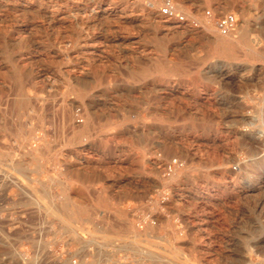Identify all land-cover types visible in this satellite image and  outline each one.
I'll return each mask as SVG.
<instances>
[{
	"label": "rangeland",
	"instance_id": "rangeland-1",
	"mask_svg": "<svg viewBox=\"0 0 264 264\" xmlns=\"http://www.w3.org/2000/svg\"><path fill=\"white\" fill-rule=\"evenodd\" d=\"M173 1L181 27L160 0H0V264L92 235L148 264H264V0Z\"/></svg>",
	"mask_w": 264,
	"mask_h": 264
},
{
	"label": "built area",
	"instance_id": "built-area-1",
	"mask_svg": "<svg viewBox=\"0 0 264 264\" xmlns=\"http://www.w3.org/2000/svg\"><path fill=\"white\" fill-rule=\"evenodd\" d=\"M157 1V0H153ZM159 14L166 20L178 24L187 23V19L177 10L173 0H160ZM210 15V13H208ZM238 20L233 14L222 16L218 21L221 35L227 36L236 31ZM81 249H74L68 255H74V264H148L146 251H136L129 243L115 241L107 243L102 239L89 236L79 237Z\"/></svg>",
	"mask_w": 264,
	"mask_h": 264
},
{
	"label": "bare ground",
	"instance_id": "bare-ground-1",
	"mask_svg": "<svg viewBox=\"0 0 264 264\" xmlns=\"http://www.w3.org/2000/svg\"><path fill=\"white\" fill-rule=\"evenodd\" d=\"M154 5V4H153ZM78 6V5H77ZM67 9V8H66ZM65 11H67V10H65ZM76 11V10H75ZM92 11V10H91ZM94 12V11H93ZM154 12V14L155 15H157V16H159V17H161L162 19H164L158 12H156V11H153ZM185 12H187V11H185ZM74 13V12H73ZM80 13V12H79ZM61 14V13H60ZM90 14V13H89ZM186 14V13H185ZM67 15V14H66ZM69 15V14H68ZM76 15V14H75ZM191 15V14H190ZM77 16H80V15H77ZM88 16V15H87ZM95 16V15H94ZM71 17V16H70ZM66 18H68L67 16H66ZM245 18V17H244ZM245 20H246V18H245ZM164 21L165 22H173V21H170V20H166V19H164ZM246 22V21H245ZM174 24H176L178 27H181V24H178V23H176V22H173ZM216 23V22H215ZM247 23H248V21H247ZM176 26V27H177ZM218 26V25H217ZM168 27V26H167ZM166 28V27H165ZM174 28V27H173ZM204 28H205V30L206 31H208V32H212V31H214V26L212 25V24H206L205 26H204ZM248 28V27H247ZM165 30V29H164ZM169 30V29H168ZM242 30V29H241ZM256 30H258V27H257V29ZM243 31H244V29H243ZM259 31V30H258ZM205 32V31H204ZM215 32H217V31H215ZM241 34V33H240ZM248 34V33H247ZM219 35V34H218ZM231 34L230 35H227V36H224V35H221V36H219V37H214L215 39H214V44H215V51H217V52H219V53H221L222 55H225V56H230V57H235L236 56V52L238 51H236V49H238V47H239V45H242V46H248L249 45V43H250V41H248V38H247V35H242V37H241V39H240V41H234V40H232L231 39ZM251 37V36H250ZM250 39V38H249ZM260 39V38H259ZM261 42V41H260ZM251 44V43H250ZM261 44V43H260ZM259 46V45H258ZM241 47V46H240ZM242 48V47H241ZM240 49V48H239ZM247 50V49H246ZM254 50V49H253ZM243 51V50H242ZM249 51V50H248ZM239 52V51H238ZM237 52V53H238ZM247 53V52H246ZM239 55V54H238ZM252 55H253V52H252ZM256 55V54H255ZM229 58V57H228ZM237 60V59H236ZM81 131V133L83 134V133H85V132H87V127H84L83 129H81L80 130ZM81 134V135H82ZM260 137H264V135H261ZM84 140V139H83ZM33 141V140H32ZM149 255L151 256V254L149 253ZM152 256L154 257V258H156V259H160L158 256H154L153 254H152ZM161 261V260H160Z\"/></svg>",
	"mask_w": 264,
	"mask_h": 264
},
{
	"label": "crops",
	"instance_id": "crops-1",
	"mask_svg": "<svg viewBox=\"0 0 264 264\" xmlns=\"http://www.w3.org/2000/svg\"><path fill=\"white\" fill-rule=\"evenodd\" d=\"M88 205L91 204V203H87ZM86 204V205H87ZM79 205V204H78ZM81 237V236H80ZM93 239H102L103 241L107 242V243H112V242H115V241H123L126 243L125 239L123 237H114V236H89ZM70 240V243L71 245H75L74 247H72L71 249L73 250L74 248L76 249H81L83 246H82V243H81V240L79 239V236L77 237H71L69 238ZM75 259V256L74 255H69V256H63L61 257L60 261L58 262V264H71L72 260Z\"/></svg>",
	"mask_w": 264,
	"mask_h": 264
}]
</instances>
